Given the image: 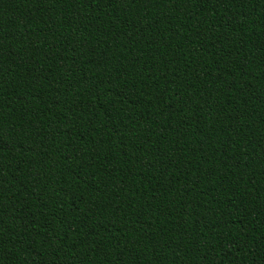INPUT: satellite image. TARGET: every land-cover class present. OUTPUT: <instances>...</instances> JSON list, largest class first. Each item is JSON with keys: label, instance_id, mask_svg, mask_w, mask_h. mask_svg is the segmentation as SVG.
Returning <instances> with one entry per match:
<instances>
[{"label": "trees", "instance_id": "trees-1", "mask_svg": "<svg viewBox=\"0 0 264 264\" xmlns=\"http://www.w3.org/2000/svg\"><path fill=\"white\" fill-rule=\"evenodd\" d=\"M0 264H264V0H0Z\"/></svg>", "mask_w": 264, "mask_h": 264}]
</instances>
